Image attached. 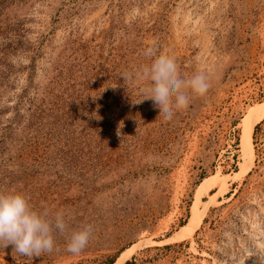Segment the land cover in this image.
<instances>
[{
  "label": "rangeland",
  "instance_id": "obj_1",
  "mask_svg": "<svg viewBox=\"0 0 264 264\" xmlns=\"http://www.w3.org/2000/svg\"><path fill=\"white\" fill-rule=\"evenodd\" d=\"M148 49L210 80L167 122L121 76ZM262 104L264 0H0V191L94 225L79 255L57 234L0 264H115L134 245L122 264H264Z\"/></svg>",
  "mask_w": 264,
  "mask_h": 264
},
{
  "label": "clouds",
  "instance_id": "obj_2",
  "mask_svg": "<svg viewBox=\"0 0 264 264\" xmlns=\"http://www.w3.org/2000/svg\"><path fill=\"white\" fill-rule=\"evenodd\" d=\"M145 55L150 58L149 63L121 76L127 85L134 79L147 82L142 101L154 102L158 122L170 121L177 111L189 107L193 96L203 97L208 93L211 84L206 73L197 72L185 77L174 57L155 54L152 49ZM70 220L65 211L54 212L47 206L37 209L23 192L0 191V246L11 245L14 253L21 256L32 258L51 253L56 246L57 234L67 237L69 253H82L93 237L94 225L89 223L73 228Z\"/></svg>",
  "mask_w": 264,
  "mask_h": 264
},
{
  "label": "bare ground",
  "instance_id": "obj_3",
  "mask_svg": "<svg viewBox=\"0 0 264 264\" xmlns=\"http://www.w3.org/2000/svg\"><path fill=\"white\" fill-rule=\"evenodd\" d=\"M260 114L263 115V112H264V104L261 105L260 107ZM250 164H251V159H250V156L247 152V145L246 143L244 144L243 146V161L241 162V172L242 173H245L249 167H250ZM212 185V182H209V183H205L203 186H206L207 188L210 187ZM205 189H202V192L204 191ZM196 214H197V208L194 209V213H193V217L191 219V221L189 222V226L191 225H194L195 224V220H196ZM185 227H188L187 225ZM183 230V229H182ZM184 231V230H183ZM181 232V231H179ZM178 232V233H179ZM185 232V231H184ZM186 232H187V229H186ZM178 236H182V234H179ZM146 242V241H145ZM136 245H134L132 248L128 249L123 255H121V257L115 262V264H122L124 260H126L127 256L131 253V251L133 250V248L135 247Z\"/></svg>",
  "mask_w": 264,
  "mask_h": 264
},
{
  "label": "trees",
  "instance_id": "obj_4",
  "mask_svg": "<svg viewBox=\"0 0 264 264\" xmlns=\"http://www.w3.org/2000/svg\"><path fill=\"white\" fill-rule=\"evenodd\" d=\"M114 261H115V259L111 260V261L109 262V264H113ZM131 263H132V261H127L125 264H131Z\"/></svg>",
  "mask_w": 264,
  "mask_h": 264
}]
</instances>
